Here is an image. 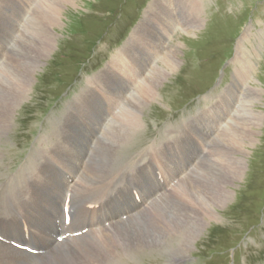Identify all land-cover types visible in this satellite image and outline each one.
<instances>
[{
  "label": "rangeland",
  "instance_id": "obj_1",
  "mask_svg": "<svg viewBox=\"0 0 264 264\" xmlns=\"http://www.w3.org/2000/svg\"><path fill=\"white\" fill-rule=\"evenodd\" d=\"M166 1L171 3L173 12H176L172 14L177 17L178 24V29L165 37L168 40L166 46L168 53L178 52V64L158 87V95L142 107L143 128L138 129L127 144L117 149L116 158L122 156L129 159V156L151 144L160 148L162 141L167 142L169 138L175 137V142L171 141L170 146L163 148L160 154L163 161L159 168L162 176L168 174L172 180H177L179 172L192 166L195 157L201 154L204 143L200 145L198 136L207 137L209 130L219 124H225V128L219 131L221 136L226 133V126L233 127L229 121L223 122V105L233 107L234 104L252 100L253 110L262 116L259 126L252 128L256 132L254 141L245 146V155L243 151L233 152L230 149L235 156L245 158L242 178L227 186L232 195L226 205L217 208L215 220L209 222L188 254L176 264H264V0H75L60 9V25L45 27V33L52 36L54 46L40 59L41 64L33 72L34 81L29 92L15 104L10 127L0 134V200L2 204L7 203L6 208L0 211V228H4L0 230V244L13 249L23 262L25 258L36 260L38 255H27L11 247L8 241L17 239L16 243H19L24 238L11 234L17 233L20 228L16 232L8 230L14 226H25L21 228L25 230L28 243L38 249L44 248L42 245L46 243L47 248H51L49 246L55 241L53 236L59 235V227H62L61 209L65 195L70 194V201L72 198L71 188L67 186L69 180L64 173L59 172L62 170L71 176V161L61 156L55 167L44 168V159L39 156L38 149L48 141L56 127L61 131L65 130L64 116L76 110H70L69 104L107 105L102 102L107 101V95L102 93V101H99L92 94L96 90L95 86L88 87L85 83L90 77L103 71L112 55L121 50L127 40L137 33L135 28L143 21L148 7L152 10L147 18L149 24L144 26L146 29L141 35L137 34L139 39L134 48L141 45L154 30L157 31L155 27L158 26L153 28V23L159 25L170 16H163L162 13ZM5 2L8 4L6 9L3 6ZM51 3L56 5L57 0H30L29 9L19 15L15 13L17 6L8 0H0V46L7 52V56L0 62V106L14 102L18 94L12 92L19 84L18 71H23L22 66L28 65L25 59L20 62L10 54L22 45L36 46L42 51L41 34H28V22L40 20L42 5L49 7ZM193 8L197 10V14L193 15L194 22L192 20L187 23L190 19L187 13ZM4 19L7 24L2 23ZM190 23L194 24V28H190ZM243 36H246L243 55L239 60L235 58L227 67H223L225 61L235 54L237 44ZM32 55L39 56L38 52H33ZM63 55L67 57L63 58ZM8 60L15 63V74H9V79L1 70ZM247 86L251 88L249 92L245 90ZM68 87L69 90L66 91ZM60 93L63 96L57 98ZM128 97L122 104H144L139 98L131 103V98ZM80 111L82 117L77 112L78 117L72 114L70 118L72 133L65 134L67 146L82 160L86 138L91 130L98 129L102 113L99 105L83 106ZM118 112L119 109H115L113 115ZM86 114L98 117L94 120L85 119ZM195 118V125L186 124ZM78 120H84L85 123L94 121L97 127L79 130ZM107 124L105 120L102 129ZM183 126L185 131L178 136L182 133ZM171 131L174 132L170 134ZM129 134L127 137H130ZM97 135L100 137V134ZM36 140L35 147L33 145ZM225 145H221L223 149H227L226 142ZM91 146L88 142L89 149H92ZM232 157L231 154L229 158H222V166L232 164ZM24 161L26 163L20 168ZM186 161H190L188 166ZM102 162L104 169L101 174L105 179L100 185L104 188L90 197V194L85 195V205L101 206L110 198H116L123 207H110L113 211H109V216L116 213L117 216L123 214L121 217L127 218L129 214L126 206L136 202L127 189H121V185L130 182L132 175L129 180L127 171L125 177L106 183L107 177H111L112 168L108 157H103ZM141 164V161L137 163ZM193 168L192 166L191 169ZM14 177L17 178L15 182L5 185ZM133 184L140 200V208L151 197L162 193L161 186L155 188L157 182L150 166L137 170ZM153 191L156 192L148 197L149 192ZM30 198H34L32 206L19 211L18 206ZM93 213L94 210L89 211L79 221L75 211L77 223L89 227V230L98 226L101 228L102 223L93 220ZM113 218L109 219L110 224H113L112 220L115 222ZM26 225L34 228L39 235L35 236ZM76 228L74 219L68 229L72 232L79 231H75ZM68 232L70 233L69 230L63 231ZM88 232L82 236L88 235ZM53 245H67V240L64 243L55 241ZM50 253L43 255L57 262L58 257L54 252ZM167 260L168 255L164 252H153L139 256L132 264H166ZM9 262L6 256L0 254V264Z\"/></svg>",
  "mask_w": 264,
  "mask_h": 264
},
{
  "label": "bare ground",
  "instance_id": "obj_2",
  "mask_svg": "<svg viewBox=\"0 0 264 264\" xmlns=\"http://www.w3.org/2000/svg\"><path fill=\"white\" fill-rule=\"evenodd\" d=\"M8 1L18 7L15 13L19 15L25 12L27 9L26 3L30 2V0H24V3L20 0ZM74 1L57 0L56 5L51 3L49 7L41 4L42 9L39 14L41 19L35 22H28V30H30L28 34H41L42 51L36 46L27 47L22 45L10 54L20 62L25 59L28 65L22 66L23 71H18L20 74L19 84L15 86V90L12 92L18 94L14 102L0 106V134L10 127L15 104L20 102L29 92L34 81L33 72L39 69L40 59L44 58L54 46L52 36L45 33V27L60 25V9L65 4H72ZM3 6L6 9L8 7L7 2ZM164 7L163 16H170L159 25L152 22L153 28L158 26L155 27L157 29L156 32L154 30L155 33H151L147 39L142 40L141 45L136 49L134 48L139 39L137 34L141 35L146 29L144 26L149 24L147 18L152 10L151 7H148L145 10L143 21L135 28L137 33L133 34L129 41L127 40L121 50L112 55L103 71L97 75L94 74L95 76L90 77L85 83L88 87L89 85L95 86L96 90L92 94L100 101H102L100 99L102 98V93L107 95V101L110 104L106 106L104 104H69L70 110H76L66 113L64 116L65 130L61 131L59 127H56L53 134L49 136L48 141L38 149L39 156L44 159L42 164L44 168L51 169L55 167V163L58 164L59 161L58 157L61 156L71 161V176L66 175L62 170L59 172L64 173L65 178L69 180L67 186L71 188L72 192L70 204L75 208L79 221L89 212L85 207V195L90 194V197L104 188L100 185L105 179L101 174L104 169L103 157L109 158L112 168L111 177H107L106 183L109 180L125 177V173L129 171L128 179L131 180L132 175V180L123 183L121 189H127L131 193L132 190H136L135 184H133V177L136 175L137 170L150 166L157 182L155 188L161 186L162 193L151 197L156 191L149 192L148 197L151 198L142 208L137 203L127 205L126 209L129 216L125 220H122L121 216L123 214L117 216L114 213V216H109V213L113 211L111 210L112 207H123L122 203L116 201V198L114 200L110 198L105 204L98 206L92 214L93 220L102 223L101 228H107L101 229L98 226L89 230L88 227V235L76 238L69 237L63 241L64 243L67 240V245L55 246L53 245L55 240L49 247L53 249L52 252L58 257L59 260L57 262L45 255H38L36 260L25 258V262H23L13 249L0 244V254L9 259V264H132L139 256L152 254L153 252H164L168 255L166 264H176L188 254V251L209 222L215 220L217 208L226 205L232 195L227 186H231L233 182L241 179L245 170V158L243 156H235V153H231V150L233 152L243 151V155H245V146L251 145L254 141L256 132L252 128L258 127L262 119L261 113L253 110L252 100L250 102L246 100L243 104H234L233 107L223 105V122L229 121L233 127L226 126L227 131L221 136L219 131L225 128V124H219L216 128L209 130L207 137L198 136L197 139L201 140L200 145L204 143L201 154L193 160V169H191L192 166H188L190 161L185 162L188 167L179 172L176 177L178 181L172 180L168 174L162 176L159 168V164L163 161L160 158L163 148L166 145L170 146L171 141H174L175 137L169 138L167 142L162 141L160 148H158V145L151 144L129 156V159H124L122 156L116 158L117 149L127 144L131 137L137 133V130L143 128L142 107L148 105L146 103L158 95V87L175 70L178 64V52L168 53V46H166L168 40L165 39L166 36L172 34L173 30L178 29V24H176L177 17L172 14L176 12H173L171 3L167 1ZM195 12L197 10L194 8L189 10L187 14L190 19L187 20V23L193 20V15L197 14ZM198 14H200V11H198ZM2 23L7 24L8 22L4 19ZM193 25L191 24L190 28H194ZM245 38L246 36H243L237 44L235 56L237 60L243 55V41ZM163 39L164 42H161ZM33 52H38L39 56H33ZM6 56L5 48L0 46V62ZM14 67L15 63L10 60L2 65L1 70L7 79H9V74H15L13 71ZM131 89H133V92H131ZM249 89H251L249 86L245 88L247 92H249ZM129 95L131 96L128 97ZM127 97L128 99L131 98V103L139 98L144 104H122L124 100L127 101ZM89 105L101 106L102 120L98 129L91 130L88 134L85 154L83 159L80 160L77 153L67 146V135L65 133H72L69 124L71 116L78 117V112L80 113L79 117H82L80 109ZM115 109H119V112L113 115ZM199 116L200 114L197 118ZM84 117L85 119L94 120L98 116L94 117L86 114ZM236 117L238 118L236 119ZM197 118L188 121L186 124H189V126L195 125ZM105 120H107L108 124L106 127L103 125L104 129H102V124ZM184 126L182 133H179L178 136L184 133ZM173 132L171 131L170 134ZM128 133H130V137H127ZM97 134H100L99 138L96 137ZM88 142L89 146L92 145V149H89ZM225 142L228 145L227 149H223L221 146L225 145ZM204 153H206V156ZM231 154L234 161L231 160L232 164L223 167L221 164L222 158H229ZM51 161L53 163H50ZM140 161L142 164L137 165ZM157 173L160 174V177H158ZM170 178L171 181L166 183ZM16 179V177L12 178L5 185L12 181L15 182ZM57 182L60 181L58 180ZM33 201L34 198L28 199L18 206V210L23 211L30 208ZM6 206L7 203L4 202L2 204L0 200V211H3ZM61 211H63V208ZM111 218L115 219V222L112 220L113 224L109 222ZM60 224H62L61 220ZM21 227L25 226H14L8 231L16 232L20 228L17 233L11 234L25 238V230ZM28 227L32 229L31 226ZM0 230H4V228L1 227ZM67 230L70 233L74 232L71 229ZM31 231H33L35 236L39 235V232H36L34 228ZM62 234L65 233L62 230L59 231V235ZM35 236L33 235V237ZM46 237L50 238L49 235H46ZM3 238L7 239L6 237ZM11 241L17 242L18 240L11 239ZM29 244L38 249L32 243ZM42 247L47 248L46 243ZM40 250L45 249L40 248Z\"/></svg>",
  "mask_w": 264,
  "mask_h": 264
}]
</instances>
